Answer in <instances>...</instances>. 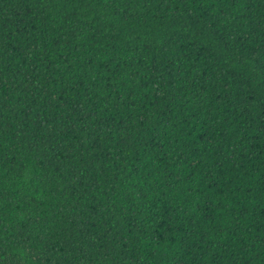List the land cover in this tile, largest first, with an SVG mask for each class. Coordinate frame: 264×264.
Wrapping results in <instances>:
<instances>
[{
    "label": "trees",
    "instance_id": "trees-1",
    "mask_svg": "<svg viewBox=\"0 0 264 264\" xmlns=\"http://www.w3.org/2000/svg\"><path fill=\"white\" fill-rule=\"evenodd\" d=\"M0 264H264V0H0Z\"/></svg>",
    "mask_w": 264,
    "mask_h": 264
}]
</instances>
